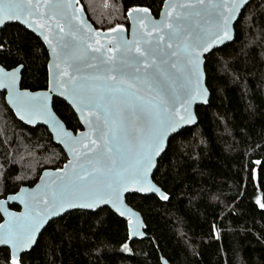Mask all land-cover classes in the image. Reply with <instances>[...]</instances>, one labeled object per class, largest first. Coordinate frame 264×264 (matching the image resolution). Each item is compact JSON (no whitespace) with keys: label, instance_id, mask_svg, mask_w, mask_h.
Wrapping results in <instances>:
<instances>
[{"label":"trees","instance_id":"trees-1","mask_svg":"<svg viewBox=\"0 0 264 264\" xmlns=\"http://www.w3.org/2000/svg\"><path fill=\"white\" fill-rule=\"evenodd\" d=\"M162 2L78 0L103 30L128 26L127 11L134 6L157 16ZM234 29L232 42L205 56L210 96L196 107V124L174 134L158 159L152 179L169 198L126 196L142 214L146 237L129 239L126 220L108 207L74 209L45 226L20 256L21 264H264V208L257 203H264V0H251ZM0 42V64H23L22 87H47L48 53L39 37L9 23ZM4 94L0 198L33 185L43 169L61 167L67 159L45 126L17 119ZM53 108L68 128H81L64 100L54 98ZM6 250L0 248V264Z\"/></svg>","mask_w":264,"mask_h":264},{"label":"snow or ice","instance_id":"snow-or-ice-1","mask_svg":"<svg viewBox=\"0 0 264 264\" xmlns=\"http://www.w3.org/2000/svg\"><path fill=\"white\" fill-rule=\"evenodd\" d=\"M246 2L165 0L160 20L146 7L129 8L132 38L118 23L103 33L102 42L72 0H0V26L20 22L34 29L52 57L47 91H21L16 82L23 64L9 71L7 62L0 64V88L7 89V102L21 119L26 113L49 123L72 156L55 179L41 177L35 191L8 196L25 211H5L8 219L0 224V245L10 249L5 264H21V250L32 247L42 227L66 209L109 204L120 216L135 217L123 203L125 193L169 198L148 173L166 150L169 134L192 122L190 102L206 91L202 57L232 38V22ZM51 93L67 99L89 131L65 130L50 111ZM134 235L130 231L129 239ZM122 247L129 250L127 243Z\"/></svg>","mask_w":264,"mask_h":264},{"label":"water","instance_id":"water-1","mask_svg":"<svg viewBox=\"0 0 264 264\" xmlns=\"http://www.w3.org/2000/svg\"><path fill=\"white\" fill-rule=\"evenodd\" d=\"M251 0H247L246 4L242 6L241 8V11L243 10V8L250 2ZM172 0H169V3H171ZM72 3H73V7L78 9L79 10V16L83 17L84 20L86 21L87 25L92 28L93 30H98L100 33H101V36L99 37L101 39V41L103 42V33H105L107 30H103L101 28H96L92 23L91 21L88 19L87 17V14L83 8V6L78 3V0H72ZM134 7H137V8H145V6H134ZM164 7H165V0H163L162 2V5H161V8L158 12V15L155 16L148 7L149 9V13L152 17L153 20H160L161 19V13L162 11L164 10ZM133 8V7H131ZM241 11L239 12L238 14V17L236 20H234L232 22V26H231V36L232 38L230 40H227L225 41L223 44L221 45H217L215 46L213 49L210 50V52L216 48H219L227 43H230L233 41L234 37H235V29H234V25L236 23V21L238 20L240 14H241ZM129 17V12L127 11V19ZM11 23H19L21 24L23 27H25L27 30L33 32L37 37H39V39L42 41V43L44 44L46 50H47V53H48V61H47V76H48V80H49V63L50 61L52 60V57L50 55V49L48 48L47 44L45 43L44 39L42 36H40V34L38 32H36L34 29H31V28H27L25 25H23L22 23L20 22H11ZM4 26H0V34H1V30L3 29ZM133 23L130 19H128V26H124V30H125V35H126V38L128 39H131L132 38V33H133ZM136 27H139V25H136ZM111 46V45H109ZM210 52L208 53H205L202 57V64H201V72H202V87L206 90L205 91V94L203 97L201 98H198V99H193L191 100L190 102V105H189V109L193 115V120L191 123H187V124H182L177 130L176 132L174 133H170L169 134V138L166 139V147H167V144H168V141L169 139L174 135L176 134L177 132H179L180 130H182L183 128L185 127H190V126H193L196 124L197 122V115H196V107L199 106V105H206L208 103V100H209V96H210V92L208 90V87L206 86V83H205V70H204V64H205V56L207 54H209ZM20 65V64H19ZM19 65L15 66V67H18ZM13 68V67H12ZM7 70H11V68H8ZM23 70V69H22ZM21 73L22 71L19 73V79L17 80L16 82V86L21 90V91H24L25 89L31 93H36V92H44V91H47L48 90V81H47V87L44 88V89H38V90H31L29 88H24L21 86ZM0 91L1 92H4V98H5V102L6 104L8 105V107L13 111V113L15 114V116L17 117V119H19L21 122H23L24 124L26 125H29V126H38V125H42V126H45L49 132V134L51 135L52 137V140L54 143L58 144L59 146H61V148L63 149V151L65 152L66 156H67V159L66 161L62 164L61 167H58V168H46V169H43L37 179V181L31 185V186H28V185H22L18 188V190L14 193H9L7 194L5 197L3 198H0V201H3V204L2 206V209L3 210H0V215H1V221H0V224H3L7 219L8 217L5 216V211L9 212V213H15L17 215H20L22 214L24 211H25V208H24V205L19 201V200H10L8 199V196L10 195H15L16 193H18L20 191V189H24L26 192H32V191H35L37 189V186L40 185L42 183L41 181V177H45V178H48V177H51L52 179H55V174L57 172V170H60V169H64L66 165H68L69 161L72 159V156L71 154L69 153L67 147L57 138V132H54L53 131V128L52 126L49 124V123H46L45 120L43 118H40V117H37L35 115H29V114H24L25 115V119H21V116L17 114V111L13 108V106L11 104H9L7 102V99L6 97L8 96V91L6 88H0ZM54 98H59L61 100H64L69 106L70 108L73 110V112L75 113L80 125H81V128L76 130V131H73L72 129L68 128L66 126V124L64 123V121L58 116V114L55 112L54 108H53V100ZM49 108H50V111L52 113V115L60 122V125L67 131L71 132L73 135H76L77 133H85L88 130L87 126L85 123H83L81 121V117L79 115V113H77L71 106L70 102L65 99L64 97H61L59 96L58 93H51V96H50V99H49ZM84 119H87V117L85 116ZM164 152V151H163ZM162 152V153H163ZM159 154L153 161V167L152 169L149 171L148 173V179L149 181H151V183L153 185H155L156 187H159L161 190L162 188L155 183V181L152 179V175L157 167V163H158V159L160 158V156L162 155ZM163 191V190H162ZM164 192V191H163ZM165 193V192H164ZM137 194H140V195H149V194H153L155 196H157L156 194L154 193H137ZM129 195V193H125L124 196H123V203L124 205L131 210V212L133 213H136V216L135 217H132V216H129V215H125V216H120L119 212H117L114 208H112L111 205L109 204H104V205H101L99 208L101 207H108L111 211H113L116 215H118L119 217L123 218L126 220L127 222V229H128V235H129V232L130 231H133L135 232V235L131 238V239H141V238H144L146 237V234H145V223H144V219L142 217V214L140 213V211H138L137 209H135L134 207H132L126 200V196ZM158 198H160L159 196H157ZM162 200V199H161ZM12 204H15L18 206V209H13L10 207V205ZM97 208V209H99ZM74 209H83V210H90V211H95L97 209H88V208H83V207H73V208H69V209H66L63 213H61L59 216L69 212V211H72ZM58 216V217H59ZM56 217V218H58ZM56 218H52L50 221L56 219ZM132 221L131 224H129V221ZM49 221V222H50ZM47 222L46 225L49 223ZM45 225V226H46ZM45 226L42 227V230L45 228ZM42 230L38 233L37 235V239L40 235V233L42 232ZM37 239L35 240L34 244L36 243ZM34 244L32 245V247L34 246ZM32 247H30L29 249H22L19 256H21L23 253L29 251ZM0 248H7L8 250H10L8 248V246L6 245H0Z\"/></svg>","mask_w":264,"mask_h":264}]
</instances>
